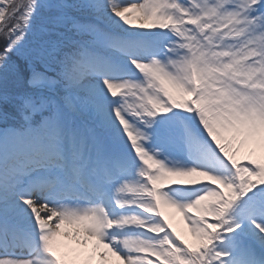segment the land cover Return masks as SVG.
<instances>
[{"label": "snow or ice", "instance_id": "1", "mask_svg": "<svg viewBox=\"0 0 264 264\" xmlns=\"http://www.w3.org/2000/svg\"><path fill=\"white\" fill-rule=\"evenodd\" d=\"M109 257L264 264V0H0V264Z\"/></svg>", "mask_w": 264, "mask_h": 264}, {"label": "bare ground", "instance_id": "2", "mask_svg": "<svg viewBox=\"0 0 264 264\" xmlns=\"http://www.w3.org/2000/svg\"><path fill=\"white\" fill-rule=\"evenodd\" d=\"M118 261L114 257H109V264H117Z\"/></svg>", "mask_w": 264, "mask_h": 264}, {"label": "rangeland", "instance_id": "3", "mask_svg": "<svg viewBox=\"0 0 264 264\" xmlns=\"http://www.w3.org/2000/svg\"><path fill=\"white\" fill-rule=\"evenodd\" d=\"M178 218V217H177ZM183 227V226H182ZM180 228V227H179Z\"/></svg>", "mask_w": 264, "mask_h": 264}]
</instances>
